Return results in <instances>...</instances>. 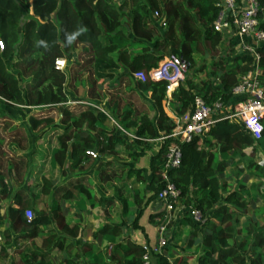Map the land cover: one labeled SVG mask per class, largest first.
I'll use <instances>...</instances> for the list:
<instances>
[{"label": "trees", "instance_id": "1", "mask_svg": "<svg viewBox=\"0 0 264 264\" xmlns=\"http://www.w3.org/2000/svg\"><path fill=\"white\" fill-rule=\"evenodd\" d=\"M129 1L132 5L123 11L128 0H0V41L3 44L0 49V97L7 102L0 105L17 106L26 111L42 105L56 109L60 105L58 123L44 114H29L27 120L32 131L46 125H56L63 129L62 134L56 136L58 146L50 154V160L59 167L61 174L65 165L76 171L81 166L93 165V160L88 161V150H94L95 156L99 158L110 157L104 161L109 163L120 154L126 160L135 157V151L128 150V142L134 147L148 149L147 185L150 192L144 202L136 203L138 208L134 224L140 216L138 213L148 202L160 205L156 195L165 184L160 177L164 154L170 145L176 143L180 151L179 164L167 168L166 178L179 193L177 204L182 206V218L178 220V226L189 228L184 245L191 247L193 241L198 239V253L193 264H264V204L257 209V213L263 211L262 219L259 216H248L239 220L236 215H231L234 209L242 212L247 208L248 197L241 183H238V189L224 191V183L218 180L217 173L224 168L226 161L216 159L218 152H234L239 158H246V170H252L264 178V158L259 162L253 160V150L260 139L254 141L239 120L221 118L206 133L194 135L190 141L180 143L178 138L167 136L172 130V123L162 107V100L167 99L166 81L147 77L144 82H140L131 78L134 71L146 73L156 67L158 61L168 54H175L184 60L188 70L192 68L193 76L206 66V62H195V55L212 50L219 55L216 60L211 59L206 73L215 78L216 84L212 83L213 79H194V82L192 77L185 74L183 81L170 94V101L175 103L171 108L177 115L191 110L194 95H199L209 104L216 99L227 104L230 98L234 101L231 87L241 75L253 69L254 63L261 69L257 79L264 84V41L255 47L257 62L250 54L240 50L239 54L229 57L232 51L229 40V52L224 54L218 51L223 33L226 32L212 28V21L218 11L214 5L215 0ZM258 4L257 26L264 31V0H258ZM153 10L160 17L162 15L163 26L159 24L158 17L152 16ZM122 20H127L134 39L145 41L146 45L140 51L130 50L131 40L121 24ZM77 45L89 53L83 63L76 61L80 67L76 69V78L81 84V89H76V97L85 96L82 92L87 80L82 81L81 75L83 70L89 69L93 86L96 81L108 79L111 80L110 85H115L123 79L127 86L132 84L130 88L134 85L149 93L156 116L137 114L129 104L119 113L116 102L108 98L103 109L97 96L90 98L92 101L84 99L87 104L77 105L81 109L76 114L72 113L64 105L67 101L65 90L68 88V71L55 69L53 60L62 57L65 62H69L74 55L81 54ZM123 68L127 72L117 73L118 69ZM118 123L123 126L119 127ZM72 129L76 131L69 136ZM205 136L210 146L201 148L199 140ZM263 136L264 126L260 138ZM247 147H250V152L245 154L244 149ZM97 162V190L103 193L105 188H110L121 212L126 213L130 202L123 195L124 177L137 179L141 172L129 169L121 178L126 168L110 163L109 172L105 173L100 168L102 159ZM83 178L86 179L85 175ZM261 184V181L255 183V188L262 190L264 196V185ZM55 189L62 201L81 202L94 197L87 186L79 182L71 183L70 187L58 186ZM55 189L49 179L41 177L39 191L24 197V190L16 188L12 191L0 173V201L9 198L4 208L0 203V231L3 239L0 245V264H80V258L84 260L81 264H141V246L131 241H126L125 245L112 242L108 246L109 250L104 253L87 240L75 245L72 240L80 232V221L66 218L68 207L62 206L52 196ZM42 197L49 198L48 202ZM135 197L133 195V199ZM97 199L94 197L93 201L106 200L101 197ZM176 206L173 205V209ZM188 207L200 211L199 222L187 215ZM28 210L31 212L30 218L25 215ZM165 217L163 209L147 215L148 220L155 225V231ZM170 221L165 225V236ZM119 233V226L105 222L90 236L113 239ZM8 246L16 250V262L3 261ZM53 249L58 254L55 261L50 259ZM61 251L70 256L60 257ZM168 255L172 256L169 252ZM154 257V264H169L163 254H154ZM179 264H187L186 259L181 257Z\"/></svg>", "mask_w": 264, "mask_h": 264}, {"label": "rangeland", "instance_id": "2", "mask_svg": "<svg viewBox=\"0 0 264 264\" xmlns=\"http://www.w3.org/2000/svg\"><path fill=\"white\" fill-rule=\"evenodd\" d=\"M118 1V0H116ZM132 2L128 0V4H131ZM160 11V10H159ZM78 49H81V45L76 46ZM218 51L221 50V45H218ZM226 52V50H224ZM89 53L88 50L81 49V54L74 55L69 62H65L64 67L62 70L68 71V88L65 90L67 101L64 105H66L69 110L76 114V111L80 110L81 107H78L79 103L76 104V101H83L85 104L87 102L84 101V99L88 101L92 97H96V99L99 100V105L103 108L106 105L105 102L108 99H110L112 102H116L117 108L119 110V113L126 107L127 104L130 105L131 109H134V112L137 113V109L139 108L141 112L148 113L151 111V108L147 102V100L142 99L141 101L137 100L136 96L133 95L134 93H127L126 92V80L120 79L118 82H116L115 85H110L111 80H103L102 82L96 81V84L93 86L90 83L91 80V73L89 69L83 70V74L81 75V80H87V83L84 84L85 87H83V94L85 96H79L76 97V89H81V84H79V81L76 78V69L80 68L76 63L79 61L80 63H83L84 59H86L87 54ZM227 53V52H226ZM219 53H214V51H205L202 55H195V62L198 63H205V68L200 69L199 71H196L194 73V79L197 81H205L206 79H210V81H213L211 77L206 73L208 71V66L210 65L211 59L216 60L218 58ZM77 61V62H76ZM78 64V63H77ZM192 71V68H189V73ZM188 74V71H187ZM196 74V75H195ZM193 79V80H194ZM203 79V80H200ZM196 80H194L196 82ZM92 92V94H89V92ZM78 96V95H77ZM75 101V102H73ZM73 102V103H71ZM142 103V106H141ZM135 105V107L133 106ZM133 107V108H132ZM0 108L2 109V113H0V173L4 175V178L6 179L7 183H9L11 190L13 191L16 188H22L23 196H28L29 194H35L39 189L41 188V177L50 178V183H53L62 180L61 184L58 186H69L71 183H82L83 185H86L87 188L90 191H93L94 194L99 192L96 187L97 183V177H96V165H89L81 166L80 171H76V169L70 170L67 165L64 166L63 174H61V171L59 170V167L55 165L50 160V154L51 151L58 146V140L57 137L55 138V135H61L63 132V129L56 126V125H46V126H40L36 130L32 131L29 128V122L27 120V116L29 114L32 115H42L45 116L48 115L49 117H52L54 119V122H58L60 114L58 113V110L60 108V105L56 106V109L54 112L51 113L52 109L43 108L41 112L40 110H31L28 109V111L21 109L19 107L14 106H6L4 104L0 105ZM50 113V114H48ZM56 124V123H55ZM120 127L123 125L121 123H118ZM264 126V125H263ZM76 129H72L68 133L69 136H71L73 133H75ZM36 136L37 138H35ZM35 138V139H34ZM128 140V139H126ZM128 150L130 151H137L135 157H130L128 159L129 164H126V157H123L122 154L119 155V157H115L110 162H104L105 159H110V157H104L99 158L96 156H91L87 154L90 158H88V161L95 160H101L102 164L100 165V168L103 169V172L108 173L109 172V166L118 164L120 166H123L125 169L122 171V176L125 175L126 170L129 169H139L141 174L137 177H130L129 179H126L124 177V185L125 189L123 190V195H125L130 205H135L136 203L144 202L148 189L147 180L146 177H144V174L147 175L146 169H147V160L149 155V150L145 147H134L132 146L131 142H128ZM122 149V148H121ZM120 159V160H118ZM99 162H97L98 164ZM96 164V163H95ZM92 168V169H90ZM88 171L86 174L85 172L81 171ZM90 170V171H89ZM143 171V173H142ZM148 172V170H147ZM149 174V172H148ZM83 175H85V178H83ZM93 176V178L91 177ZM93 180V183L91 185V181ZM99 180V179H98ZM102 184L104 181H100ZM117 183V181L115 182ZM55 186V187H58ZM103 186V185H102ZM55 187H53L55 189ZM146 188V189H145ZM56 190V189H55ZM150 192V191H149ZM134 193H137L134 194ZM133 195H135V199H133ZM56 200H60L59 193L56 191H53L52 195ZM95 198L97 196H94ZM139 198V199H137ZM43 200L48 202L49 198L45 199L42 197ZM104 200V199H103ZM140 200V202H138ZM105 201V200H104ZM117 201V200H116ZM9 202V198L2 199L0 203L2 204V208H4L7 203ZM118 202V201H117ZM117 202H114L112 205V213L120 214L119 205L115 206ZM97 204V202H94ZM106 207V206H105ZM137 207V204H136ZM138 208V207H137ZM149 209V207H147ZM101 209V208H100ZM147 209V210H148ZM146 213V212H145ZM182 207L181 204H178L173 210H172V220L170 221L169 227L167 226L166 231H170V228H172V233L168 232L167 238H166V245L162 249L163 250L168 249V252L172 254L170 260L172 264H179V259L183 257L184 259H187V264H193L195 261V255L198 253V248L196 247L195 240L193 241V244L191 247L184 245L185 238L187 237L186 233L188 234L189 228L187 226H178V220L182 218ZM101 215V214H100ZM86 216V215H85ZM88 216V215H87ZM85 220L87 226L88 223L93 224V221H90V218L88 217ZM96 214H93V217L95 218ZM129 214H125L124 218L129 217ZM139 217L142 218V222L144 229L147 233V240H144V242L148 245H151L154 242L156 231L153 229V224H148L145 215H140ZM68 218V217H67ZM132 218V217H131ZM130 218V220H131ZM123 225V223H121ZM2 227V226H1ZM4 227V225H3ZM150 227V229H148ZM2 229V228H1ZM131 231H134L133 233H129V235L126 236H133L136 235V237H141L140 234L141 231H143L141 228L136 227L131 229ZM84 231V228L82 230L81 237H84L86 235ZM171 236H170V235ZM183 236H185L183 238ZM110 237H104V239H109ZM125 239V236L123 237ZM183 238V239H182ZM37 241V240H36ZM8 250V253L6 255V258L3 260L4 262H16L18 259V254L15 252L13 247L6 248ZM109 250L108 246H105L102 248V253L104 251ZM167 252V253H168ZM56 250H51V256L50 259L52 261H55L58 258V254H56ZM56 254V256H55ZM170 256V255H169Z\"/></svg>", "mask_w": 264, "mask_h": 264}, {"label": "built area", "instance_id": "3", "mask_svg": "<svg viewBox=\"0 0 264 264\" xmlns=\"http://www.w3.org/2000/svg\"><path fill=\"white\" fill-rule=\"evenodd\" d=\"M214 5L218 11L212 21V28L215 31L233 32L238 35L240 38L238 49L243 51V53L250 54L254 58V61L257 62L258 54L255 51V47L258 46L259 42L264 41V31L257 26V13L260 9L258 0H215ZM152 16L158 17L159 24L163 26L162 15L160 17L158 12L153 10ZM2 46L3 44L0 41V49ZM64 64L65 59L62 57H56L53 60V67L57 70H62ZM187 65L177 55L168 54L158 61L156 67L150 68L146 73L141 70L134 71L132 76L140 82H144L147 77L166 81V90L168 91L169 89H173V85L177 86L178 83L183 81L188 71ZM254 69L248 70L245 74L241 75L231 87V95L237 96L235 107L230 113L222 116V118L239 120L252 137L258 139L261 137L263 130L264 86L257 79V72ZM0 103L7 102L0 97ZM77 103L83 104L84 102L76 101ZM221 106L222 103L218 99L209 104L199 95H194L191 110L176 114L171 119L172 130L167 136L178 138L180 143L190 141L194 135H200L208 130L215 122L210 118V114L213 111L219 110ZM43 108L46 109L48 106H36L31 108V110L36 109L41 112ZM86 153L93 157L95 156L94 150H88ZM164 156L165 161L160 172V177L165 184L157 192L156 200L161 205V209L165 210L166 217L164 222L157 226L154 242L151 245L145 242L140 244L142 249L140 254L141 264H154V254H163L162 249L166 244V236L164 235L165 225L172 218L173 205H178L179 201L178 190L166 178L167 168H174L179 164V146L173 143L167 148ZM25 215L27 218H30L31 212L28 210ZM187 215L196 222H199L201 219V213L195 207H188ZM2 240V233L0 231V245L2 244ZM169 264H172V262L169 261Z\"/></svg>", "mask_w": 264, "mask_h": 264}, {"label": "crops", "instance_id": "4", "mask_svg": "<svg viewBox=\"0 0 264 264\" xmlns=\"http://www.w3.org/2000/svg\"><path fill=\"white\" fill-rule=\"evenodd\" d=\"M130 5H132V4H127L123 8V11H126L125 8H128ZM121 24L123 25L124 29L129 33L128 37L131 40V44L129 47L130 50L134 51V52L140 51V49L146 45L145 41L137 40V39H134L132 37V35L130 34V31H129V25L127 24V20H122ZM230 37H232V38H230ZM227 40H229V42L231 43L230 47H232V51H231V54L229 57L239 54L238 42H239L240 38L238 37V35L234 34L233 32L223 33L222 40H221L222 42L220 44L221 45V51L224 52V50H226V52H229L227 50L228 46H229V44L227 43ZM226 52H224V54ZM252 68H255L254 70H256L257 74L261 73V69L259 67H256V63L253 64ZM122 72H127V70L125 68L117 70V73H122ZM190 74H191V72L189 73V70H188V74L186 73V76L187 77L190 76V77H192V79H194V75L192 76V74L191 75ZM131 78L135 81L132 74H131ZM211 79L214 80V82H212V83L216 84V80L213 76L211 77ZM200 80H203V79H200ZM131 85L132 84H130L129 86L131 87ZM262 85L264 86V84H262ZM129 86H126V92L127 93H134L133 95L136 96L138 101L139 100L141 101L142 99L147 100V102L151 108V111L148 113L141 112L139 108H136L138 111L137 114L145 113V114H148L150 116L155 117L157 112H156L155 107L153 106V104L151 103V101L148 97L149 93H146L143 90L137 89L134 85L132 86V88H130ZM175 87L176 86L173 85V89ZM172 90L171 89H169L168 91L166 90L165 93H166L167 99H166V101L162 100L163 111L167 115L169 120H171L174 117V115H176L171 108V106L175 105L174 101H170V94H171ZM236 100H237V96H234V101L230 98L227 104H222V106L219 110H217L216 112L213 111L210 114V118L214 121H217L218 119H221L222 116L226 115L227 113H230L235 107ZM133 106L135 107V105H133ZM141 106H142V103H141ZM132 110L134 111V109H132ZM54 111L55 110L52 109L51 113ZM48 114H50V113H48ZM56 123H58V122H56ZM262 124L264 125V117L262 119ZM158 135H159V133H158ZM56 136L57 135H55V138H56ZM206 139H207V137L205 136V138L199 140V144H200L199 146L201 148H206V147L210 146V144L206 141ZM258 139H260V141L258 142V146L255 147L253 150V160L256 162H259L260 160H262L264 158V140H263L264 136L262 138H258ZM258 139H254V141H257ZM244 152H245V154H248V152H250V147L245 148ZM136 153H138V152L135 151V154ZM216 159H218V160L222 159V160L226 161V165L224 166V168L221 171H218V173H217L218 180L220 182L224 183V191L232 189V188L238 189V183H241V184H243L242 189L247 194V197H248L247 208H245L242 212H238L237 210L234 209L233 212L231 213V215H233V214L236 215L239 218V220H244L248 216L253 217V218H256L257 216H259L260 219H262L263 211L257 213V209L262 208V206L264 204V196H263L262 190L255 188V183L261 181V183H262L261 185H264V178L257 176L256 173H253L252 170H246L244 167L246 164V158H239L238 154H235L234 152H232V153L218 152L216 155ZM93 161H94V163H93V166H94L96 161L95 160H93ZM126 164H129L128 159L126 160ZM90 169H92V168H90ZM78 171H80V170H78ZM81 172H85L86 174L88 173V171H85V170H83ZM142 173H143V171H142ZM146 173H147V175L144 174V177H146V180H148L149 174L147 172V169H146ZM91 177L93 178V176H91ZM47 179L50 180V178H47ZM57 180H59V181L53 183V187L61 184L62 180H60L58 178H57ZM92 183H93V180L91 181V185H92ZM90 192L92 193V195L97 196L95 199H97L98 197H101L102 199H106L105 202L104 201L98 202V201L94 200L95 202H97V204H95L93 201L94 197H93V199H90V200L83 199V201H81V202H78L77 200H76V202L74 200H63L62 201L61 198L59 200L62 206L68 207V209L66 210V213H67L66 218L68 217V219H71L72 221H74L76 219L80 221V232H79L78 236L72 240L75 245H79L83 241L87 240L93 244L94 248L96 247L102 251V248L104 247V245L109 246L112 242L125 245L126 241H131L135 244L140 245V244L144 243V240H147V233L143 227L144 223L142 222L143 217L138 216L136 218V222L134 224V215L136 214V204L134 206L129 205L128 211H126V213H122L121 210H120V214L112 213V207H113L112 205L114 204V202H117V201L114 197L115 195L112 193L110 188H105L103 193L97 192L96 194H94L93 191H90ZM148 195H149V190L146 193V196H148ZM149 203L150 202H148L147 206L144 207V209L141 212H139L138 214H140L142 216L145 215L147 222H149L148 224H150V223L153 224L151 222V220H148L147 215L149 213L155 214V213H158L159 211H161V205H157V203H154V204H149ZM117 205H119L118 202H117V204H115V206H117ZM147 207H149V209ZM119 209H120V207H119ZM74 212H76V214ZM93 214H96L95 218L93 217ZM125 214H129L130 216L127 218H124ZM85 215L86 216L88 215L87 218L89 217L90 221H93V224H91V228L89 225L90 223H88L87 226L83 227L84 225H86L85 220L87 221ZM130 218H131V220H130ZM156 219H157V217H156ZM105 222L119 226L120 233L117 236H115L113 239H110V238L104 239V237H102V236H97L95 238L91 237L90 233L95 231L98 226H100L101 224H103ZM121 223H123V225H121ZM136 226L143 230L140 233L142 236L139 238L136 237V235L126 236V235H129V233H133L134 231H131V229L135 228ZM83 228H84V231H86L85 232L86 235H84V237H81ZM148 229H150V227ZM153 229L155 230V226H153ZM168 232L172 233V228H170V231H167L166 238H167ZM186 235H188V234L186 233ZM124 236H125V239L123 238ZM184 237L185 236H183V238ZM197 242H198V239L195 240V243H197ZM167 252H168V249H167ZM167 252H166V250H163V255H165L167 257V259L171 262V260H170L171 256H169ZM51 256H54V255H51ZM67 256H70V254L66 253L65 251H61L60 257H67ZM80 261L82 263V261H84V260H82L80 258ZM186 261H187V259H186ZM7 263H12V262H7Z\"/></svg>", "mask_w": 264, "mask_h": 264}]
</instances>
